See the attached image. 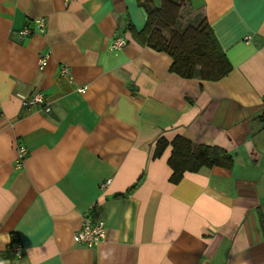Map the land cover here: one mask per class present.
<instances>
[{
  "label": "crops",
  "instance_id": "0c3cea01",
  "mask_svg": "<svg viewBox=\"0 0 264 264\" xmlns=\"http://www.w3.org/2000/svg\"><path fill=\"white\" fill-rule=\"evenodd\" d=\"M144 1L161 3L0 0V264H264L252 181L264 177V0H172L183 2L177 29H212L232 68L217 82L171 73L167 54L128 33L110 51L126 25L143 28ZM22 29L32 33L18 40ZM34 90L49 112L22 105ZM176 137L232 166L172 184L170 147L153 152ZM86 217L105 225L94 248L73 240Z\"/></svg>",
  "mask_w": 264,
  "mask_h": 264
},
{
  "label": "trees",
  "instance_id": "16d2710c",
  "mask_svg": "<svg viewBox=\"0 0 264 264\" xmlns=\"http://www.w3.org/2000/svg\"><path fill=\"white\" fill-rule=\"evenodd\" d=\"M182 4V1L161 0L158 8H151L144 1L141 4L146 13L143 28L135 31L126 25L124 33H128L139 46L167 54L172 61L171 73L183 79L217 82L231 72V65L205 19L196 26L188 25L182 30L176 28ZM126 39L128 41L127 35ZM255 120L264 124V109ZM168 146L170 155L167 164L172 184H177L185 173H195L201 167L232 166V157L220 149L208 146L193 149L191 143L181 137H176L170 144L162 138L158 139L153 158H159Z\"/></svg>",
  "mask_w": 264,
  "mask_h": 264
},
{
  "label": "built area",
  "instance_id": "2783aa9c",
  "mask_svg": "<svg viewBox=\"0 0 264 264\" xmlns=\"http://www.w3.org/2000/svg\"><path fill=\"white\" fill-rule=\"evenodd\" d=\"M73 0H64L65 5ZM37 25V31L39 33H43L46 29V21L44 19H38L35 21ZM32 31L28 29H22L16 32V38L18 40H24L28 37ZM250 40V36H245L244 41L248 42ZM127 44L126 35L123 31L115 34L113 39L111 40L109 49L111 52H117L122 50ZM47 63V56H43L39 59L38 67L39 69H43ZM65 69L62 70L65 73ZM84 89H80V92H83ZM22 105L29 109L33 110L37 107H40L44 112H49V107L46 103L45 95L40 91H32L30 92L26 98L23 99ZM26 156V150L23 147H19L17 150V158L16 163L19 165ZM110 180L106 181L101 185V188H104L109 184ZM105 237V225L100 220H93L89 217H86L80 227V230L73 236V240L75 243L83 244L88 248H94L99 245ZM14 252L16 255L20 254V247L15 246Z\"/></svg>",
  "mask_w": 264,
  "mask_h": 264
},
{
  "label": "rangeland",
  "instance_id": "374dc122",
  "mask_svg": "<svg viewBox=\"0 0 264 264\" xmlns=\"http://www.w3.org/2000/svg\"><path fill=\"white\" fill-rule=\"evenodd\" d=\"M260 171L264 172V163L261 164ZM252 181L255 184L256 191L260 194H264V177H256L255 179H252ZM258 182H259V184H258ZM262 201H264V200H262Z\"/></svg>",
  "mask_w": 264,
  "mask_h": 264
}]
</instances>
